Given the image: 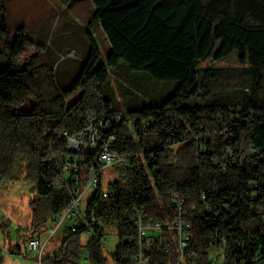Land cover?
<instances>
[{"label": "trees", "instance_id": "obj_1", "mask_svg": "<svg viewBox=\"0 0 264 264\" xmlns=\"http://www.w3.org/2000/svg\"><path fill=\"white\" fill-rule=\"evenodd\" d=\"M90 1L89 25L99 24L110 51L98 64L99 49L86 31L87 56L71 85L62 87L43 62L42 41L23 26L11 40L0 0L6 60L0 69V186L34 182L31 236L67 207L66 189L55 185L64 164L100 165L98 148L82 152L80 161L58 132L75 135L91 118L119 112L105 94L108 68L123 61L178 84L160 103L129 111L128 120L123 115L106 133L115 136L111 147L122 159L104 187L106 197L100 180L88 201L95 224L88 236L68 224L41 264H105L102 221L117 224L112 260L130 264L136 243L126 237L135 238L139 213L168 226L183 223L181 264H264V0ZM191 97H198L195 104H182ZM154 236L153 264H177L173 231ZM13 248L21 254L19 245Z\"/></svg>", "mask_w": 264, "mask_h": 264}, {"label": "rangeland", "instance_id": "obj_2", "mask_svg": "<svg viewBox=\"0 0 264 264\" xmlns=\"http://www.w3.org/2000/svg\"><path fill=\"white\" fill-rule=\"evenodd\" d=\"M5 5L11 40L15 29L23 26L32 38L42 41L47 47L43 53V62L53 68L60 86H70L80 71L88 53L86 31L93 34L99 49L98 64L106 63L110 45L98 23L89 25L94 13L90 0H5ZM4 63L6 64L5 57L0 54V69ZM108 74L105 94L110 100L111 108L122 112L127 120L129 111L147 104L160 103L178 84L176 80H157L144 70H132L123 61L114 68H108ZM197 100L198 97H191L182 104L193 105ZM117 167L118 164H114L103 171V188L117 177ZM35 193L33 181L6 180L0 186V264H37L32 259L34 254L27 251L24 242V239L31 237L29 203ZM91 195L92 191H89L84 203ZM101 223L104 228L102 253L105 264H115L111 254L120 242L117 224ZM67 225L65 222L50 237L42 255L44 259L56 249ZM43 231L39 230L35 234H42ZM15 244L20 247V255L12 253ZM42 264L47 263L44 261ZM82 264L89 263L84 260Z\"/></svg>", "mask_w": 264, "mask_h": 264}, {"label": "built area", "instance_id": "obj_3", "mask_svg": "<svg viewBox=\"0 0 264 264\" xmlns=\"http://www.w3.org/2000/svg\"><path fill=\"white\" fill-rule=\"evenodd\" d=\"M124 119L121 112H112L103 115L100 118H91L87 126L75 135H69L66 131L58 132L60 138L65 139L66 146L75 155L79 156L80 161H83L82 152H88L93 148H98L99 167L96 168L92 164L80 169L77 163H66L61 169L59 178L55 181V185L63 187L68 193V204L61 215L56 217L54 223L49 228L44 229L42 234H34L26 241V249L29 253L34 254L37 264H41L44 249L50 240L61 226L67 222L71 227L72 232H76L79 226L84 229L82 235L88 236L91 227L95 224V217L87 211V204L84 199L89 191L92 194L100 183L102 173L107 168L114 164L120 163L119 154L111 147L115 141L114 135L106 133L113 125L120 124ZM228 155L231 153L228 151ZM102 196L106 197V190L103 188ZM92 196V195H91ZM90 196V198H91ZM89 198V199H90ZM180 209V202H177ZM164 228L171 230L174 233L173 240L177 244L179 259L177 264L183 263L184 249L187 247V236L183 232V223L178 220L171 226L166 222L154 221L146 219L142 213H139L136 218V235L134 237H126L127 241L136 243V251L132 256L130 264H153V258L148 254L150 246L156 242L154 235L158 234L161 239Z\"/></svg>", "mask_w": 264, "mask_h": 264}, {"label": "crops", "instance_id": "obj_4", "mask_svg": "<svg viewBox=\"0 0 264 264\" xmlns=\"http://www.w3.org/2000/svg\"><path fill=\"white\" fill-rule=\"evenodd\" d=\"M37 37V36H36ZM34 38V37H33ZM38 38V37H37ZM34 256V255H33ZM32 259H35L34 257H32Z\"/></svg>", "mask_w": 264, "mask_h": 264}]
</instances>
